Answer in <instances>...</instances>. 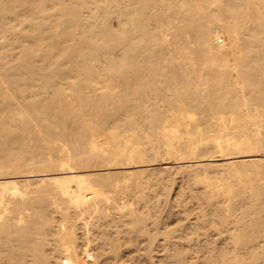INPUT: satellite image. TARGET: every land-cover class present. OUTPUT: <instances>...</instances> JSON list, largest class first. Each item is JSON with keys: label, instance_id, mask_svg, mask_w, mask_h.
<instances>
[{"label": "bare ground", "instance_id": "1", "mask_svg": "<svg viewBox=\"0 0 264 264\" xmlns=\"http://www.w3.org/2000/svg\"><path fill=\"white\" fill-rule=\"evenodd\" d=\"M0 264H264V0H0Z\"/></svg>", "mask_w": 264, "mask_h": 264}, {"label": "rangeland", "instance_id": "2", "mask_svg": "<svg viewBox=\"0 0 264 264\" xmlns=\"http://www.w3.org/2000/svg\"><path fill=\"white\" fill-rule=\"evenodd\" d=\"M179 178V177H178ZM177 178V182L180 184V181H182V180H185V181H182L181 182V184L180 185H178V186H180V187H182V188H185L186 186H188V187H186V189H187V191L186 192H193V191H196L197 189L196 188H198L199 189V187H200V185H195L193 182H192V180L191 179H187V178H184V179H178ZM191 183H192V185H191ZM194 184V185H193ZM190 186V187H189ZM192 186V187H191ZM195 186V187H194ZM199 186V187H198ZM173 188L170 190V191H174V189H176L177 188V184L176 185H173L172 186ZM188 188L189 189H192V190H188ZM185 189V190H186ZM162 193V196H164L163 198H162V196H160V199L161 200H159V209L161 208V210H163V211H161L162 212V217L163 216H168L169 214V216L168 217H163L164 218V220L162 219V217H161V219H162V221L161 222H159L160 224H159V228L160 229H163L164 227L165 228H167V227H169V226H171V225H175L176 224V222L179 220V219H181V214L178 212L177 213V205L176 206H174V204L175 203H169V202H167L166 201V203H165V200H166V195H164L165 194V192L164 191H161ZM172 193V192H171ZM162 199H163V202H160V201H162ZM165 199V200H164ZM168 203V204H167ZM163 204V205H162ZM164 204H166L165 206H164ZM168 205V206H167ZM161 206H163L164 208H162ZM177 210V211H176ZM168 212V213H167ZM165 215H164V214ZM167 214V215H166ZM180 214V215H179ZM177 215V216H176ZM176 216V217H175ZM176 221V222H175ZM162 222H164V223H162ZM175 222V223H174ZM167 224H168V226H167ZM167 226V227H166ZM130 250V253H128L127 254V252H126V254H125V257L128 259V258H130V255H132V254H134L135 253V250H134V247H132V248H130L129 249ZM134 250V251H133ZM133 251V252H132ZM129 255V256H128ZM129 261V260H128ZM158 263V262H157Z\"/></svg>", "mask_w": 264, "mask_h": 264}]
</instances>
